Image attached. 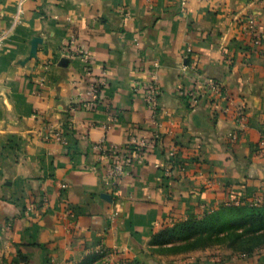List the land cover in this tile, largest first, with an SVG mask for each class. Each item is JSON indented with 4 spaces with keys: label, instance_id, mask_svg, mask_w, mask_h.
Segmentation results:
<instances>
[{
    "label": "crops",
    "instance_id": "1",
    "mask_svg": "<svg viewBox=\"0 0 264 264\" xmlns=\"http://www.w3.org/2000/svg\"><path fill=\"white\" fill-rule=\"evenodd\" d=\"M253 24L264 38V0H0V264L146 261L175 222L264 203ZM72 49L91 57L92 76ZM184 90L203 97L189 104ZM156 132L144 162L113 180L104 154Z\"/></svg>",
    "mask_w": 264,
    "mask_h": 264
},
{
    "label": "rangeland",
    "instance_id": "2",
    "mask_svg": "<svg viewBox=\"0 0 264 264\" xmlns=\"http://www.w3.org/2000/svg\"><path fill=\"white\" fill-rule=\"evenodd\" d=\"M232 205L194 221L175 222L154 238L146 261L95 257L87 264H187L191 260L264 264V203Z\"/></svg>",
    "mask_w": 264,
    "mask_h": 264
},
{
    "label": "built area",
    "instance_id": "3",
    "mask_svg": "<svg viewBox=\"0 0 264 264\" xmlns=\"http://www.w3.org/2000/svg\"><path fill=\"white\" fill-rule=\"evenodd\" d=\"M247 31L252 34V47L253 50L264 57V38L258 33L256 25H250ZM8 38V32L0 33V46ZM68 50V49H67ZM71 57H80L86 63L87 75H93V69L91 65V57L82 50H70L68 51ZM106 86L105 77L96 78L90 85L88 105L94 107L100 101V93L102 88ZM209 88L217 95H222V87L217 82H211ZM146 90V105L149 112L152 115L154 122L157 121L159 114L162 110L161 97L162 88L157 78L153 76L152 80L145 85ZM182 95L186 98L189 104L195 105L203 97V94L199 91H182ZM76 110V108H73ZM241 114V112H240ZM161 136L159 132H156L151 138H141L135 133H131L127 144L121 148L104 154V157L110 160L108 168V175L119 182L124 176L128 174V169L136 164H142L144 158L148 153L150 147L160 141ZM177 155V148H174L170 152V156L174 158ZM170 175V172H167Z\"/></svg>",
    "mask_w": 264,
    "mask_h": 264
},
{
    "label": "trees",
    "instance_id": "4",
    "mask_svg": "<svg viewBox=\"0 0 264 264\" xmlns=\"http://www.w3.org/2000/svg\"><path fill=\"white\" fill-rule=\"evenodd\" d=\"M243 206H244V205H242L241 207H243ZM245 206H248V205H245ZM225 208H226V207H225ZM223 209H224V208H223ZM223 209H221V210H223ZM219 211H220V210H219ZM216 212H218V211H216ZM216 212H215V213H216ZM213 213H214V212H213ZM211 214H212V213H211ZM208 215H209V214H207V215H205V216H208ZM205 216H204V217H205ZM196 219H197V218H194V219H191V220L194 221V220H196ZM191 220H189V221H191ZM165 231H166V230H165ZM165 231H163L160 235L156 236L155 239L158 238V237H160V236H162V234L165 233Z\"/></svg>",
    "mask_w": 264,
    "mask_h": 264
}]
</instances>
